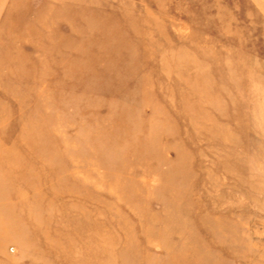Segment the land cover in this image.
<instances>
[{
	"label": "rangeland",
	"instance_id": "1",
	"mask_svg": "<svg viewBox=\"0 0 264 264\" xmlns=\"http://www.w3.org/2000/svg\"><path fill=\"white\" fill-rule=\"evenodd\" d=\"M0 264H264V0H0Z\"/></svg>",
	"mask_w": 264,
	"mask_h": 264
}]
</instances>
